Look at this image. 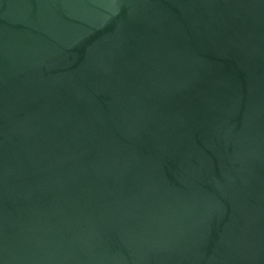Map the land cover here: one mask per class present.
Here are the masks:
<instances>
[{
  "label": "water",
  "instance_id": "obj_1",
  "mask_svg": "<svg viewBox=\"0 0 264 264\" xmlns=\"http://www.w3.org/2000/svg\"><path fill=\"white\" fill-rule=\"evenodd\" d=\"M0 264H264V0H0Z\"/></svg>",
  "mask_w": 264,
  "mask_h": 264
}]
</instances>
